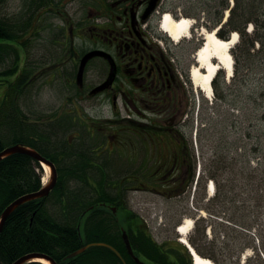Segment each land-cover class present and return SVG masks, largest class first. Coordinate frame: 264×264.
<instances>
[{"label":"flooded vegetation","instance_id":"1","mask_svg":"<svg viewBox=\"0 0 264 264\" xmlns=\"http://www.w3.org/2000/svg\"><path fill=\"white\" fill-rule=\"evenodd\" d=\"M32 1L25 0L27 6L23 15H33L34 21L40 23L38 33L42 34L44 30L52 32L48 43L54 50L53 53L42 55L39 59L32 61L28 59L29 67L27 65L25 70L32 75L33 81L64 78L67 81V89H73L76 94V100L74 99L71 104H60L54 108L53 111L57 112L54 121L56 131H61L63 112L76 113L80 117V114L87 111L89 134L97 125L98 129H103L106 123H112L111 126L119 124L121 129L126 130H122L121 135L115 138L111 145L105 137L99 138L97 150L106 152L111 146L113 149L123 150L122 147L128 148L130 145L132 152L128 155L132 158L128 159L127 163L139 162V169L126 176L153 177V184L156 185L154 189L157 192L165 187L168 193L175 191L183 194L188 208L194 205L203 207L205 211L196 208L195 210L200 213L198 218H202L204 223L201 244L205 250L200 251L204 256H212L211 251L206 248L208 243L218 241L221 247L224 245L228 234L219 226L227 225L226 227L231 229V240H234L235 246L238 244V231L246 232V237L253 235L255 246L251 251H247L251 243L246 241V264H257L259 261L256 258L259 255L257 252L264 254V201L243 203L246 208H252L246 210V214L252 216L253 223L246 225V229L239 227L232 213L226 211L228 205H236L235 210H238L239 195L235 194L236 190L231 195L228 194L235 186L219 184L214 187L213 182L209 183L206 180L201 184L202 169H197L190 142L181 132L189 118L188 113L185 116L190 95L185 83L187 74L177 63L172 45L158 33V26L155 23L166 10L167 0H36L40 3H34V8L31 5L33 8L31 9ZM205 11L210 15L209 10ZM219 11L216 14H221V9ZM42 17L43 21L40 19ZM93 50H102L108 58L102 56L90 58L80 84L77 76L81 61ZM65 64L70 66L68 72L63 74ZM112 71L114 72L112 85L104 91L94 93V89L110 78ZM3 92L5 89L0 90V95L4 96ZM67 96L70 98L71 95ZM95 97H99V100L107 104L114 115H117L107 121L92 118L90 108L97 107L91 103ZM68 100L66 99V103ZM87 101L90 105L86 109L82 102ZM82 119L84 121L83 117ZM123 132L127 137L122 136ZM138 144L144 145L147 152L143 158L138 157ZM95 156L101 158L102 154L95 152ZM90 157L91 160L94 158L89 145L86 168L89 193L90 170H102L105 173L102 160L94 159L90 162ZM210 186L214 187V196L210 193ZM255 187L259 189L261 195L258 196L262 198L264 185ZM141 188L133 190H142ZM117 194L119 202L116 204L99 202L91 209L89 207L86 221L89 225L94 223L103 225L101 229L105 231L104 236L94 233H90V236L94 239L102 236L108 240L107 243L116 248H124L126 257L121 254L122 264H133L132 262L138 264L128 251L127 237L135 256L145 264H153L154 261L149 256L137 252L139 247L154 251L150 242L145 239L151 236L148 226L141 216L132 217V210L127 205L124 194ZM88 198L90 201V194ZM110 212L113 216H109ZM213 222L219 226H215ZM111 223L120 229L113 239L109 235ZM93 229L96 227L90 226V230ZM141 229L146 234L141 233ZM152 240L154 241L153 238ZM158 251L160 254L164 253L163 249L158 248ZM249 252L254 253V259L247 257ZM165 253L168 260L174 258L173 253ZM239 254L237 252L233 259L238 258ZM176 261L179 263L177 256ZM185 264H190L188 256L185 258Z\"/></svg>","mask_w":264,"mask_h":264},{"label":"rangeland","instance_id":"2","mask_svg":"<svg viewBox=\"0 0 264 264\" xmlns=\"http://www.w3.org/2000/svg\"><path fill=\"white\" fill-rule=\"evenodd\" d=\"M243 1L246 2V6L248 3L252 2V0H242V2ZM258 1L257 8L253 9L254 14L255 11L261 7V4L264 3V0ZM0 3V18L20 17L27 6L25 0H5ZM232 8L233 0H167L166 10H164L163 13L173 14L176 20L182 17L192 20L196 19L198 21L199 30L201 27H204L205 31H212L215 27L213 25L214 21L218 20L220 15H222L220 16L222 21L225 17V13ZM219 9H223L221 14H216L220 12ZM205 10H209L210 15L207 14L203 16L202 11ZM250 11L251 10L247 8V14H251ZM257 14H263L264 16L261 8L258 10ZM203 17H205L204 22L200 21ZM40 19L43 21V17ZM248 28L249 27H247V29ZM247 29L246 33H248ZM44 31L42 32V37H33V34H30L26 58L35 60L39 59L42 55L53 53L54 48L48 43V40L52 36V32H48L47 30ZM202 31L200 30V34ZM158 33L165 37L167 42L172 45L177 63L185 70L189 77L185 78L186 89L189 90L190 94L185 116L188 113L189 118L187 119L186 125L181 128V132L190 142V149L192 154H194L198 167L201 164L202 171L200 182L204 184L205 180H212L215 185L223 184L229 185V187L232 185L235 186L230 192L228 191V194L231 195V193L236 190L235 194L239 195L238 210H235L236 205H228L226 211L232 213L239 227L246 229V225H251L253 223L251 220L252 216L246 214V210H251L252 208H246V205L243 203L246 201L250 203H254L258 200L264 201V196L262 198L259 197L258 195H261V193L259 189L255 187L264 185V124L260 122L257 123V121L249 115L246 116V106L249 108L247 112H250L252 109L250 103L246 105V97L248 95H259V75H257V71L264 70V67L259 68L258 62L254 63L253 60L246 59V53L238 48L243 37L240 35L237 45L232 48L231 52L234 61V74L232 77H229L230 79L228 80L227 72L225 70H220V75L216 79L215 86H213V99L211 98L212 100H209L210 98H207L206 95L193 84L189 76L192 67L197 64L195 63L196 60H194V54L202 42H204V37L198 34L194 35L191 39H184L176 43L172 41L166 33L160 30H158ZM255 50H258L257 45H255ZM7 65L8 62L3 67ZM69 66V64L63 66V74L68 72ZM249 67H252V70H250ZM66 85L67 81L64 78L62 80H50L46 78L45 80L34 83L27 90L26 95L21 101L24 111L31 115L30 121H35L36 116L41 115V113L50 114V112L60 104H71L74 99L76 100L74 90L71 89L69 93L66 89ZM66 94L72 95V100H68L67 103ZM220 95H224V97L222 98ZM91 103L97 106L90 108V115L92 118H99L100 120L107 121V119L117 115H114L108 105L99 100V97H95ZM82 104L87 109L90 102H82ZM100 105H103V107ZM73 115L75 114L73 113L69 116L72 117ZM80 115L81 118L74 116L76 117V121L72 122L64 117L67 116L66 113H62V119L66 124L62 127V131L56 135V140H58V142L59 140L67 141L72 137L74 146H71V150L85 151L90 145V149L92 148L94 152L102 154L101 158L95 157V159L102 160L101 163L105 166L103 170L106 174V182H109V190L112 191V185L115 184L113 181L122 179L126 174L128 175L136 172V170L138 171L139 162L133 164L124 163L126 160L132 158L131 155H128L132 152L130 145H128V148L122 147L123 150H116L111 146L110 150L104 152L102 150H97L99 147L98 139L105 137V140H109L111 145V142H115V138L121 135L120 132L126 129H121L120 125L117 123H115L116 126H111L110 123H106V127L104 126L103 129H98L99 125L95 126L93 129L94 131H90L89 135L86 122L87 111H84V113ZM82 117L84 121H82ZM251 125H255L256 127L252 128ZM247 130L252 134L251 139L246 138ZM122 136L127 137L124 132ZM5 139L7 145L12 143L8 137H5ZM134 146L135 145H132V147ZM137 146L139 148L137 153L138 157L143 158L147 153L146 150H144V145L138 144ZM37 170H43L42 173L44 175L46 169L44 170L41 165V168L38 166ZM49 172L50 169L48 167L46 174H49ZM99 172L101 171H90L96 185L98 182L102 183V180H104L102 179V174ZM128 179L129 182L127 183L131 188L139 186L137 180L138 176H129ZM71 189L75 190V192H82V195L85 197H81L80 199L84 198L85 200H88L89 194L94 192H92L90 187L89 193L88 186H83L82 182H72ZM164 189L166 188L164 187L162 191H165L166 194L145 187H142V190L138 191H127L125 196L127 204L131 210L135 211L145 220L154 239L167 250L170 248L183 250V246L178 241L180 235L176 231V227L179 224L181 225L183 220L185 221L187 218L196 219L197 222L195 228L191 231L190 239L197 245L200 251H204L205 249H203L201 244L204 223L202 218H198L200 213L197 212L195 208L203 211H205V209L198 205L188 208L187 201L183 194H180V192L175 193V191L168 194V189ZM94 190H96V187ZM63 206L64 205L57 199V196L48 199L46 202L48 211L59 221H69L66 215L72 218L80 213L78 209L70 210L68 208V210H63ZM119 214L121 215L122 213ZM213 223L215 226H219L218 223ZM226 226L227 225L219 226L225 229L228 234V239L224 242V245L221 247L218 241H213L212 243H208L206 248L211 251L210 254H212V257L218 264H246V241L251 243V246L247 248V251H250L252 247L255 246V238L251 234L249 237H246V232L240 230L237 236L238 244L235 246L234 240H231V229ZM237 252L240 254L238 258H236L238 259L236 261L233 257H236ZM257 254H259L256 257L259 260L257 264H264V254L258 252ZM98 256L99 255H96V257ZM88 257H90V252ZM247 257L254 259V253L250 252ZM107 259L106 256L104 263L110 264ZM165 261L171 263L169 260Z\"/></svg>","mask_w":264,"mask_h":264},{"label":"trees","instance_id":"3","mask_svg":"<svg viewBox=\"0 0 264 264\" xmlns=\"http://www.w3.org/2000/svg\"><path fill=\"white\" fill-rule=\"evenodd\" d=\"M37 2L40 3V1L33 0L30 4V8L33 9L34 3ZM235 2L228 22L218 34L220 37L226 39L229 32L235 30L239 31L243 37L238 48L246 53V59L253 60L254 63L258 62L259 68H262L264 67V16L263 14L258 15L257 12L261 8V11L264 13V3L261 4V7L256 10L254 14L253 9L257 8L259 3L258 0H252L247 6L246 2H242V0H236ZM247 8L251 10V14H247ZM19 22L20 21L10 22L8 19L0 18V65H3V63L10 59L12 52L15 54L14 64L0 72V77L5 78L6 82L8 80L7 88L4 92L5 94L3 97H0L4 99L2 103L0 102V133H4V130L8 131V125L10 128L13 127L14 130L10 132L11 145L15 143H28L39 150L44 156L55 162L59 167L60 176L59 182L52 193V197L56 195L57 199L67 210L68 208L72 210L78 205L77 207L81 211L87 204V201L84 198L80 199L81 197H85L82 195V192H75V190L71 189V183L76 181L82 182L84 186L87 184V174L83 173L87 168V150H71L67 141L59 140V142H57L54 136L50 134L45 136L42 132L39 134V132H34L32 129L27 134V132H22V127H16V125L12 126L17 120L10 122L12 121L10 118L11 115L7 118L4 117L8 115V110L11 108L14 109L15 113L25 116L20 109V99L24 94L25 88L31 81L25 70L27 64L22 63L18 48L16 45H12V43L18 44L28 31L33 28L35 25L34 16H29L25 23ZM248 23H253L254 25V32L251 35L245 32ZM35 34H38V32L36 31ZM257 43L260 47L258 50H255V45ZM249 69L252 70V67H249ZM263 71L264 70L257 71V75H259V95H248L246 97V105L248 103L252 105L250 112H247L249 108L246 106V116L249 115L251 118L255 119L257 123L260 122L264 124ZM16 74L18 75L13 79ZM215 83L216 79L214 85ZM220 97L223 98L224 95H220ZM251 126L252 128L256 127L255 125ZM18 128L20 130H18ZM0 136L2 141L0 143L1 151L7 146V141L5 139L7 136L2 134H0ZM34 138H41L42 144L41 142L35 141ZM246 138H252V134L248 130L246 132ZM39 165V162L34 161L30 156L25 154H13L0 161V215L3 210L18 197L35 192L41 188V175L36 171V166ZM102 179H104L102 183L99 182L100 198H98L97 201H104L108 204L118 203L119 195L117 194V196H115V191L107 190L105 184L106 176H103ZM144 182L145 180L143 183ZM124 187L127 186L124 184ZM119 192L122 194L124 189L122 188ZM48 199L49 198L39 199L25 203L18 207L8 217L0 233V264H13L24 255L30 253L47 254L54 258L59 264H88L89 262L90 264H105L104 259L106 256L110 264H122L114 252L104 247L91 249L76 258L67 260V255L82 248L84 244L91 241L108 242V240L102 236H100L99 239H94L91 236L89 238L87 228L80 230L75 223L63 222L54 218L46 207V201H48ZM73 202L77 205H72ZM93 203V200L90 201V205ZM131 215L134 218L137 217L133 212H131ZM109 216H113L111 212ZM102 226L103 225L98 223L93 224V227H96V229L90 230V233L104 236L105 231L101 229ZM142 230L143 229H141V233L146 234V232ZM114 233L117 234V232L111 228L109 230L111 239L116 238L117 235ZM145 239H148L154 251H149L146 247H139L137 252H142L144 256H149L158 263L159 260L162 262L168 260L165 251L163 254L159 253L158 248L162 249L161 247H158L150 237ZM117 248L126 257V252L123 250L124 248ZM89 252L90 261L88 257ZM178 252L179 251L174 252V256L178 257L179 264H185V261L181 255H178ZM96 255L99 256L96 257ZM132 263L134 264V262ZM27 264L39 263L32 262Z\"/></svg>","mask_w":264,"mask_h":264},{"label":"bare ground","instance_id":"4","mask_svg":"<svg viewBox=\"0 0 264 264\" xmlns=\"http://www.w3.org/2000/svg\"><path fill=\"white\" fill-rule=\"evenodd\" d=\"M194 20L182 17L176 20L172 14L166 13L162 17L160 29L166 33L174 42H181L184 39L193 37L192 29L194 27ZM217 31H202L201 35L204 37V42L200 49L197 50L195 60L197 65L192 67L190 71V78L193 84L199 88L207 98L213 96L212 81L220 70H225L229 77L233 76L234 61L231 55L232 48L238 43L239 37L236 32L228 39H221L217 36ZM47 169L48 166H44ZM48 175V174H47ZM210 193H214V187L210 186ZM195 222L193 219H185L178 227V234L180 241L183 244L190 246L195 264H216L210 258L201 256L188 241L189 233L194 229ZM43 264H50L45 259H40Z\"/></svg>","mask_w":264,"mask_h":264},{"label":"water","instance_id":"5","mask_svg":"<svg viewBox=\"0 0 264 264\" xmlns=\"http://www.w3.org/2000/svg\"><path fill=\"white\" fill-rule=\"evenodd\" d=\"M97 53V52H96ZM95 55V53H93ZM90 57V54H88L87 56L84 57V59L82 60L81 63V68H80V72L78 75V81L80 82L82 79V75H83V71H84V67L86 64L87 59ZM111 82V79H109L106 83H104L102 86L98 87L96 90H94V92H98L101 90H104L106 87H108L109 83ZM17 153H21V154H26L30 157H32L33 159L42 162L46 165H48L51 168L52 171V175H51V180L50 182L44 186L41 190L37 191V192H33V193H29L26 195H23L21 197H19L18 199H16L14 202H12L2 213L1 218H0V233L3 230L5 223L8 219V217L21 205L36 200V199H42L44 197L49 196L50 192L55 188L57 181H58V174H57V170L55 167V164L53 162H51L50 160H48L47 158H45L44 156H42L38 151H36L35 149L31 148V147H27V146H23V145H14L11 147H8L6 149H4L3 151L0 152V161L10 155L13 154H17ZM96 245H103L106 247L111 248L118 256H120V254L111 246L103 244V243H94V244H90L87 245L83 248H81L80 250H77L76 252H74L73 254H71L69 257H74L84 251H86L88 248H90L91 246H96ZM127 246L129 248L130 253L133 255L132 249L129 245V242L127 240ZM33 259H45L46 261H48L50 264H56V262L48 255L43 254V253H30V254H26L23 257H21L20 259H18L16 262H14L13 264H25V263H29L31 262ZM137 262H139L140 264H144L143 262H140V260H138V258H136ZM195 264V262H194Z\"/></svg>","mask_w":264,"mask_h":264}]
</instances>
